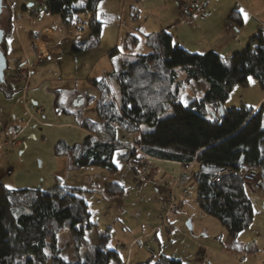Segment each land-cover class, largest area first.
Wrapping results in <instances>:
<instances>
[{"label":"trees","instance_id":"trees-1","mask_svg":"<svg viewBox=\"0 0 264 264\" xmlns=\"http://www.w3.org/2000/svg\"><path fill=\"white\" fill-rule=\"evenodd\" d=\"M101 1L47 0L45 10L58 15L65 26L71 24L74 14L90 13L87 37L73 42V52L98 44ZM227 19L237 28L243 25L242 14L236 7L230 10ZM2 21L0 15V27L4 28ZM5 24L11 29L9 14ZM36 33L31 32L30 38ZM139 44L147 51L135 53ZM123 50L120 53L115 46L109 52L110 56L121 54L123 69L93 80L98 89L94 108L97 120L83 118L79 126L86 131L84 139L73 145L61 142L57 152L67 155L75 168L96 165L113 172L117 170L115 161L126 163L135 153L119 141L124 134L129 143L137 142L142 152L152 157V162H176L180 172L181 163L195 161L191 171L198 206L225 227L223 249L243 250L244 244L237 235L249 227L254 210L238 171L247 167L256 169L258 189H264V99L255 107L225 108L223 102L232 86L246 83L249 76L264 91V28L258 27L244 48L229 55L214 50L190 51L173 42L168 28L142 37L126 33ZM176 66L185 69L186 83L199 79L206 82L199 97L182 98ZM0 86L6 92L15 89L10 85L4 88L1 83ZM222 167H229L232 172L220 181H211ZM81 190L59 181L46 190L0 185V264H68L58 244V235L64 230L70 232L74 248L82 251L73 264H124L119 248L109 245L108 231L96 229L95 244L86 239L85 232L97 228V224L90 220L87 202L79 194ZM103 191L108 196L119 195L123 186L111 181L104 185ZM148 252L154 254V250ZM133 264L186 263L158 252Z\"/></svg>","mask_w":264,"mask_h":264},{"label":"rangeland","instance_id":"rangeland-1","mask_svg":"<svg viewBox=\"0 0 264 264\" xmlns=\"http://www.w3.org/2000/svg\"><path fill=\"white\" fill-rule=\"evenodd\" d=\"M196 1L200 5L205 2ZM33 2L35 0H7L11 7L4 5L5 9L0 13L4 28L8 14L11 18V29L7 28L5 39L7 75L14 71L16 59L25 54L29 60L33 59L31 32L53 30L58 49L43 67L30 74L25 92L28 105H23L25 100L22 98V82L15 84V89L11 92L0 88V185L10 189L46 190L59 181L63 185L83 189L79 194L87 202L90 220L97 224V228L85 232L86 239L95 244L96 229L99 232L108 231L109 245L119 248L125 264L131 252V263L135 259L145 261L162 252L172 258H181L186 264H264V189L247 188V194L253 203L252 222L237 235L244 244V249L229 252L222 248L227 234L225 227L198 206L196 184L193 182L188 194L183 195L180 188L172 185L174 169L168 168V164L151 161L148 173L135 179L128 160L126 163L115 161L117 170L113 172L96 165L75 168L71 166L67 155L56 150L61 142L73 145L84 139L86 131L79 126L83 118L97 120L94 108L98 89L93 85V80L101 79L112 70L118 72L123 69L120 65V53L124 51L126 33L142 37L161 28H168L173 35V42L184 45L193 52L210 50L204 49L208 46V36L197 33L195 23L190 24L187 20L191 19H186L181 14V4L177 5L179 0H102L97 16L101 21L99 42L79 52L72 51V44L87 37L88 24L83 27L85 22L81 23L80 20L78 25L72 27L76 35L71 38L59 16L46 11L44 7H40L35 13L41 17L37 21L28 5ZM208 2L215 4L217 11L224 5L232 4L242 13L243 21H248L244 34L246 39L242 37L238 42L241 45L239 50L246 46L250 29H256L258 25L264 28V0ZM250 12L253 17L248 15ZM198 14L196 9L192 13L196 19ZM90 17L81 15L87 23ZM77 19L78 17L75 21ZM45 26L47 28L43 29ZM236 34L239 40L241 31ZM202 38L204 47L198 51L192 49L193 44H196L195 40ZM115 46L120 53L110 56L109 52ZM146 51L145 46L139 44L135 53ZM174 68L178 73L182 98L199 97L206 88V82L199 79L186 83L183 80L185 69L181 66ZM113 87L116 89L115 84ZM78 98L82 99V103H75ZM263 99V89L253 76H249L246 83H235L232 86L223 106L255 107ZM29 112L35 118H31ZM1 130L7 133V137L17 133L14 143H5L6 135H2ZM119 141L122 145L131 147L124 134ZM111 181H117L123 186L122 194L108 196L104 193V185ZM170 190L180 203L177 212L167 211ZM164 213L166 220L162 222ZM188 221L191 229L187 227ZM156 224H159V229L156 228L149 237L140 240L138 236ZM133 239L134 244L130 243ZM58 244L63 248L61 255L68 264L75 263L81 257L82 251L74 248L75 243L68 230L58 235ZM146 245L154 250V254L146 251Z\"/></svg>","mask_w":264,"mask_h":264},{"label":"built area","instance_id":"built-area-1","mask_svg":"<svg viewBox=\"0 0 264 264\" xmlns=\"http://www.w3.org/2000/svg\"><path fill=\"white\" fill-rule=\"evenodd\" d=\"M5 6H10V3H7V0H2ZM47 0H35V2L31 3V14L36 16V20L40 21L41 17L39 15H36L35 13L39 11L40 7H44L46 5ZM181 14L185 16L186 18H190L191 20L193 19V11L196 9L198 10L199 8V3L196 0H181ZM12 13V11H11ZM81 15H85L86 17L90 16L89 12H78L73 15V19L71 21V24L68 27V32L71 34V38H73L76 34L73 32L74 30L72 27H75L78 25L79 21L81 20V23L84 21L85 23L82 25L85 27L88 23L84 19L81 18ZM76 17L78 19L75 21ZM12 20H13V14H12ZM81 26V28H83ZM228 26L231 28L234 27L232 23H228ZM47 30V29H46ZM40 31L37 32L33 37L30 38V43L33 49V59L29 60L26 54L24 57L18 58L14 61V71L7 75V72L5 70L4 72V77H6V82L10 84L12 87H14L15 84L22 82V98L25 100V103L23 105H28L26 102V88H27V83L30 74L34 71L37 70L41 67H43L46 63V61L49 60L51 55L57 51V41L52 35V31L49 29L47 31ZM52 30V29H51ZM234 40H238L237 34L234 36ZM56 49V50H55ZM29 115L31 118H35V115L30 114ZM3 131L5 132V128H3ZM1 130L2 135H6L7 141L8 142H13L17 133L11 134V137H7V133H4ZM14 143V142H13ZM130 144L131 148L134 149V154L129 157V164L133 167L134 175L135 177H141L142 175L146 174L148 172L150 162L152 160V157H150L147 154H144L140 147L135 145V142L128 143ZM137 144V143H136ZM136 148V151H135ZM195 162V161H194ZM194 162H189V163H181L182 164V170L174 177L172 185L174 187H178L181 189L183 195H187L189 192V187L193 182V177H192V171L191 168L193 166ZM232 172V169L229 167H222L218 170V172L213 176L211 181L217 182L220 181L225 175H228ZM238 175L243 181L244 185L246 188H250L252 190H257L260 187L259 183V178H258V172L256 169L252 167H247L240 169L238 171ZM167 211H178L180 208V205L177 203L174 194L172 193V190L169 191V195L167 198ZM166 220V215H162V222H165ZM146 248L153 252V250L146 245Z\"/></svg>","mask_w":264,"mask_h":264},{"label":"crops","instance_id":"crops-1","mask_svg":"<svg viewBox=\"0 0 264 264\" xmlns=\"http://www.w3.org/2000/svg\"><path fill=\"white\" fill-rule=\"evenodd\" d=\"M179 4H181L180 0H179V3H177V5H179ZM211 4L212 3H209L208 0H205V2L201 3V5L199 3V8L197 10V13H199V14L197 15V19L195 17H193L192 20H187V21L190 22V24L191 23H195L196 24V25L194 24V29H195V31L197 33L199 32L202 36H208L209 40L207 41V44H206L208 46H207V48H204V49L214 50V51L218 52L221 55H229V54H231V53H233L235 51H238L240 49V47H241V45L238 44V42L241 41L242 37H243V39H246V36L244 34L246 33V24H247L248 21H246V19H245L243 21L242 27H240V28H237L235 26L233 28H229L228 27L227 15L230 12V10L233 9L235 6H231L232 4L224 5L219 11H217L216 10V5L212 4L213 5L212 6ZM28 5L30 6L31 3H28ZM166 7H168V6H166ZM248 15L252 16L251 12L248 13ZM247 19H248V16H247ZM258 26H257L256 29H254V28L250 29L249 32L251 34H249V35H252L254 32H256V30L258 29ZM45 28H47V26L43 27V29H45ZM66 28L68 30L67 26H66ZM242 30H243V32H242ZM237 31L238 32L241 31V35H239V40H234L233 36H234V34H236ZM52 35H53V30H52ZM195 43L196 44H193L194 46H192V47H194V48H192V49H195V50L198 51V49H202L204 47V46H202L203 38L201 40H195ZM181 46H183L186 49H188L184 45H181ZM188 47H190V46H188ZM188 50H190V49H188ZM190 51H192V50H190ZM206 51H208V50H206ZM203 52H205V51H203ZM203 52H198V53H203ZM156 162H158V163L162 162V164L163 163L168 164V168H170L172 170L174 169V174L178 173L179 170H180V165L178 163H176V162L164 161V160H156ZM175 166H176V168H175ZM166 167H167V165H166ZM157 168H160V166H158ZM167 218H168V216H167ZM158 226H159V224H156L154 227L150 228L149 230H147L143 234L139 235L138 237L140 238V240L143 237H149L150 234L154 233V230L156 228L159 229ZM134 241L135 240L133 239V240H131L130 243H133ZM132 253L133 252H131L129 254L126 264H133V263H131ZM140 256H141V254H139V257ZM143 257H146V256L143 255ZM141 258H142V256L139 259H141ZM125 260H126V258H125ZM139 261L140 260L135 259L134 263L135 262H139Z\"/></svg>","mask_w":264,"mask_h":264},{"label":"water","instance_id":"water-1","mask_svg":"<svg viewBox=\"0 0 264 264\" xmlns=\"http://www.w3.org/2000/svg\"><path fill=\"white\" fill-rule=\"evenodd\" d=\"M2 8H3V1L0 0V13L2 12ZM4 37H5V33L3 29L0 27V46L3 43ZM6 67H7L6 53L5 51H2L0 48V83L4 82V72L6 70ZM75 103L76 104L82 103V99L78 98ZM221 110L222 108L220 107V111ZM187 227L191 229L190 221L187 222Z\"/></svg>","mask_w":264,"mask_h":264},{"label":"flooded vegetation","instance_id":"flooded-vegetation-1","mask_svg":"<svg viewBox=\"0 0 264 264\" xmlns=\"http://www.w3.org/2000/svg\"><path fill=\"white\" fill-rule=\"evenodd\" d=\"M7 25L5 24V29L4 28H2L3 29V31L5 32V33H8V31H7ZM0 48H1V50L2 51H5V53H6V50H7V44L5 45V43L3 42L2 44H1V46H0ZM2 85H4V88H6V85H10V84H8L7 82H6V78L4 77V82L3 83H1ZM11 86V85H10ZM0 88H1V86H0Z\"/></svg>","mask_w":264,"mask_h":264}]
</instances>
